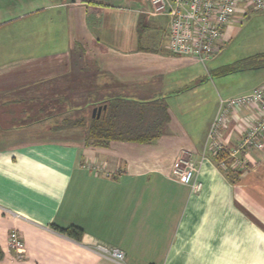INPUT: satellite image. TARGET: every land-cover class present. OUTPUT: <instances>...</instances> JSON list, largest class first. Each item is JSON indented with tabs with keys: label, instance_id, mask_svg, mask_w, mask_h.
<instances>
[{
	"label": "crops",
	"instance_id": "1",
	"mask_svg": "<svg viewBox=\"0 0 264 264\" xmlns=\"http://www.w3.org/2000/svg\"><path fill=\"white\" fill-rule=\"evenodd\" d=\"M247 15L202 65L168 52L170 18L147 0H0V264H120L97 247L124 252L122 264H264V146L226 172L206 148L220 102L264 90V10L253 52L225 53ZM243 60L255 67L217 74ZM105 102L161 106L167 120L150 143L91 146L72 124L88 126ZM257 119L229 115L223 146L236 149ZM183 156L197 193L173 176ZM53 226L80 229V241Z\"/></svg>",
	"mask_w": 264,
	"mask_h": 264
},
{
	"label": "built area",
	"instance_id": "2",
	"mask_svg": "<svg viewBox=\"0 0 264 264\" xmlns=\"http://www.w3.org/2000/svg\"><path fill=\"white\" fill-rule=\"evenodd\" d=\"M151 15H165L170 18L169 42L167 50L179 57H189L204 65L215 58L219 51L224 28L239 13L260 12L264 10V0H147ZM242 109L255 110L257 121L241 135L236 149H227L219 139L220 131L226 126L227 118ZM264 146V90L229 98L220 102L217 114L209 128L206 148L215 157L224 156L218 161L222 171H240L245 161L238 157L250 150H260ZM230 160V165L227 164ZM173 176L183 184L189 185L193 193L201 189L196 180V167L186 157L179 158L173 168ZM8 249L16 253L17 259L24 257V243L17 231H11L7 239ZM99 255L122 264L125 253L117 249L97 247Z\"/></svg>",
	"mask_w": 264,
	"mask_h": 264
},
{
	"label": "trees",
	"instance_id": "3",
	"mask_svg": "<svg viewBox=\"0 0 264 264\" xmlns=\"http://www.w3.org/2000/svg\"><path fill=\"white\" fill-rule=\"evenodd\" d=\"M253 67L255 66L249 64L248 60H243L222 68L217 74L228 75ZM103 105H107L103 115L99 118L95 115L93 119H89L88 127L86 126L85 141L91 146L107 147L111 142L150 143L159 135L163 123L167 120L166 110L161 106H127L106 102ZM84 122V119H76L72 125L83 127ZM220 159H224V156L216 157L217 161ZM229 163L230 160H227L228 165ZM230 173L232 176L230 177V174L227 176L234 180L237 174ZM52 228L76 242H79L82 236V231L76 227Z\"/></svg>",
	"mask_w": 264,
	"mask_h": 264
},
{
	"label": "rangeland",
	"instance_id": "4",
	"mask_svg": "<svg viewBox=\"0 0 264 264\" xmlns=\"http://www.w3.org/2000/svg\"><path fill=\"white\" fill-rule=\"evenodd\" d=\"M255 15L256 12H248L246 17L241 16L238 18L239 22L235 25V29H240L241 33L237 36V38H235V40L232 41V43H230V45H225V53L227 58L235 59L242 55L251 54V52H253L252 45H254L258 29L257 20H255L256 17H254ZM84 127L87 129L88 126L86 127L84 125ZM65 138H69V140L73 142L80 141V139L74 137L73 135H68Z\"/></svg>",
	"mask_w": 264,
	"mask_h": 264
},
{
	"label": "water",
	"instance_id": "5",
	"mask_svg": "<svg viewBox=\"0 0 264 264\" xmlns=\"http://www.w3.org/2000/svg\"><path fill=\"white\" fill-rule=\"evenodd\" d=\"M105 109H106V106L97 107V108L93 109L92 117H94V114H96L97 118H99V115H100L101 111H103Z\"/></svg>",
	"mask_w": 264,
	"mask_h": 264
}]
</instances>
